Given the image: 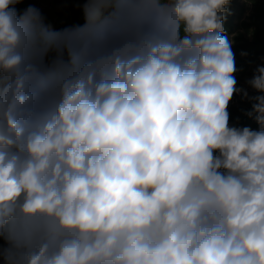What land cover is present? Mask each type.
<instances>
[{"label": "clouds", "instance_id": "1", "mask_svg": "<svg viewBox=\"0 0 264 264\" xmlns=\"http://www.w3.org/2000/svg\"><path fill=\"white\" fill-rule=\"evenodd\" d=\"M20 2L0 0V261L264 264V95L259 131L229 126L230 0H89L79 57Z\"/></svg>", "mask_w": 264, "mask_h": 264}, {"label": "trees", "instance_id": "2", "mask_svg": "<svg viewBox=\"0 0 264 264\" xmlns=\"http://www.w3.org/2000/svg\"><path fill=\"white\" fill-rule=\"evenodd\" d=\"M89 0H21L15 5L17 14H22L29 7L38 10L43 24L54 33H61L53 36L52 42L57 47L68 45L73 56H80V46L83 43L82 37L93 40L96 33V25L89 22L87 28L83 31H74L86 25L85 6ZM223 26L225 35L232 42V50L235 54V66L237 71L234 73L236 87L242 89V92L233 95V103L229 105V126L236 128L249 127L253 131H259L260 126L255 120V113L251 117L247 115L252 112V106L257 103L254 97L264 95L256 89H250L249 86H243L242 80L246 75H251V68L264 58V0H230L227 5ZM112 7L104 9V15L107 16ZM89 15L94 14V7L88 9ZM64 32V33H63ZM181 29V35H183ZM126 38L125 33L110 38L103 43H94L91 54L86 60H94L105 56L115 47H118ZM244 53V55H242ZM57 55L53 49L46 57L50 62ZM63 59L67 62L70 57L68 50L65 49ZM249 81V80H248ZM248 81H246L248 83ZM247 92V97L243 95ZM52 97L49 95V102ZM4 242L0 241V245ZM6 246V245H4ZM0 264H3L0 261Z\"/></svg>", "mask_w": 264, "mask_h": 264}, {"label": "rangeland", "instance_id": "3", "mask_svg": "<svg viewBox=\"0 0 264 264\" xmlns=\"http://www.w3.org/2000/svg\"><path fill=\"white\" fill-rule=\"evenodd\" d=\"M258 67H264V58H262L258 63H256L252 68H251V72H252V74L251 75H246L245 77H244V79L242 80V85L243 86H249L250 87V89H254V88H252L246 81H248V80H251L253 77H254V75L256 74V69L258 68ZM233 103V98H232V100L229 102V105H231ZM229 105H228V107H229ZM228 109V108H227Z\"/></svg>", "mask_w": 264, "mask_h": 264}]
</instances>
